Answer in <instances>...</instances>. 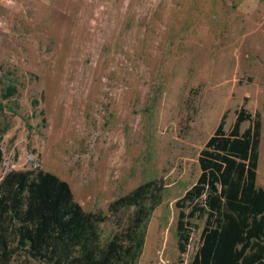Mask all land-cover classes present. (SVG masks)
<instances>
[{"label":"rangeland","instance_id":"rangeland-1","mask_svg":"<svg viewBox=\"0 0 264 264\" xmlns=\"http://www.w3.org/2000/svg\"><path fill=\"white\" fill-rule=\"evenodd\" d=\"M243 107L261 114L264 188V0L0 1V182L49 172L109 216L161 181L137 264L191 263L200 231L181 255L176 203L223 116L228 130ZM116 231L114 217L100 226L104 240Z\"/></svg>","mask_w":264,"mask_h":264},{"label":"trees","instance_id":"trees-1","mask_svg":"<svg viewBox=\"0 0 264 264\" xmlns=\"http://www.w3.org/2000/svg\"><path fill=\"white\" fill-rule=\"evenodd\" d=\"M225 120L199 154L198 181L176 203L178 249L186 254L200 231L190 264H264L261 114L240 108L228 130ZM164 194L161 181L144 183L112 202L108 216L85 211L55 174L10 171L0 182V264H137ZM112 217L117 231L104 240L100 226Z\"/></svg>","mask_w":264,"mask_h":264},{"label":"built area","instance_id":"built-area-1","mask_svg":"<svg viewBox=\"0 0 264 264\" xmlns=\"http://www.w3.org/2000/svg\"><path fill=\"white\" fill-rule=\"evenodd\" d=\"M0 1H5V0H0Z\"/></svg>","mask_w":264,"mask_h":264},{"label":"crops","instance_id":"crops-1","mask_svg":"<svg viewBox=\"0 0 264 264\" xmlns=\"http://www.w3.org/2000/svg\"><path fill=\"white\" fill-rule=\"evenodd\" d=\"M257 1H262V0H257Z\"/></svg>","mask_w":264,"mask_h":264}]
</instances>
